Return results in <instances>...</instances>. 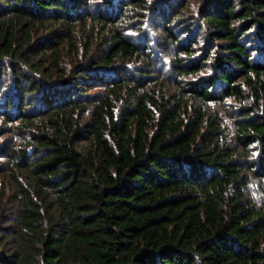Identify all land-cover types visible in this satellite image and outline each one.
I'll return each mask as SVG.
<instances>
[{
  "label": "trees",
  "instance_id": "obj_1",
  "mask_svg": "<svg viewBox=\"0 0 264 264\" xmlns=\"http://www.w3.org/2000/svg\"><path fill=\"white\" fill-rule=\"evenodd\" d=\"M188 1L0 0V264H264V0Z\"/></svg>",
  "mask_w": 264,
  "mask_h": 264
},
{
  "label": "rangeland",
  "instance_id": "obj_2",
  "mask_svg": "<svg viewBox=\"0 0 264 264\" xmlns=\"http://www.w3.org/2000/svg\"><path fill=\"white\" fill-rule=\"evenodd\" d=\"M152 2H154V0H150ZM157 1V0H156ZM188 3L190 4V7L194 6L197 2L196 0H189ZM189 11V9H184L183 10V14L182 15H185L187 12ZM184 21V18L181 19V22ZM156 44V42H155ZM162 46H168V44H164V45H161V44H158V47H159V50H163V47ZM154 50H158L157 48H154ZM158 53V55H160V52H156ZM169 53V52H168ZM158 58H160L162 64L159 65L160 68L163 69L164 72H166L167 74H169L170 72V67H169V62H170V59H169V56H165V55H160L158 56ZM173 76V75H172ZM227 102H230L228 99L226 100ZM226 122L229 123V119L228 118H225ZM16 123H13L11 121L9 122H5L3 121L1 118H0V146L4 145V146H9L10 144L12 145H19L23 142V139H26V134L23 133L24 131H27V130H21L18 132V130H16L17 128L15 127ZM233 129V128H231ZM22 133V134H20ZM28 149L31 148V146H28L27 147ZM260 191H261V195H263V200H264V194H263V188H260ZM4 219H2L3 221ZM1 225V223H0Z\"/></svg>",
  "mask_w": 264,
  "mask_h": 264
}]
</instances>
